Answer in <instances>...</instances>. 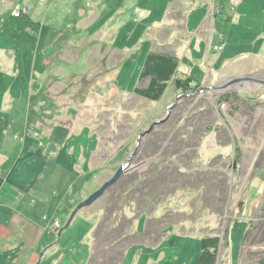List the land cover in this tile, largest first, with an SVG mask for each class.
<instances>
[{
  "label": "rangeland",
  "instance_id": "rangeland-1",
  "mask_svg": "<svg viewBox=\"0 0 264 264\" xmlns=\"http://www.w3.org/2000/svg\"><path fill=\"white\" fill-rule=\"evenodd\" d=\"M214 1L0 0V194L17 167L5 154L29 165L39 152L45 162L72 156L62 195L37 205V227L57 240L37 264L60 247L61 264H197L209 238H219L217 264H264V65L237 59L250 54L258 34L247 27L264 23V10L247 0L216 20ZM227 30L239 42L232 56L221 49ZM196 34L203 48L184 58L176 49ZM149 54L176 56L195 82L181 89L173 76L159 100L136 95L151 83L140 80ZM242 69L235 90L212 88ZM42 167L30 168V184Z\"/></svg>",
  "mask_w": 264,
  "mask_h": 264
},
{
  "label": "crops",
  "instance_id": "crops-1",
  "mask_svg": "<svg viewBox=\"0 0 264 264\" xmlns=\"http://www.w3.org/2000/svg\"><path fill=\"white\" fill-rule=\"evenodd\" d=\"M214 2L219 6V11H221V13L217 15L216 20H218V17L221 16L224 11H236L241 6H245L247 4V0H228V3H225V5L222 4V2H225L224 0H215ZM259 2V5L261 7H258L257 9L259 11H262L264 10V0H259ZM203 18L204 16L198 22L195 21L194 25H191V28L193 29L191 31H193L194 34L196 31H200L201 26L204 22ZM186 22L188 24L187 28L189 29L190 17L188 18V20H186ZM247 28V32H250L252 37L256 32L258 36L254 40L251 38L250 54H241L242 56L237 57V59L244 58V60H246V62L248 63L250 61L255 62L256 59H263L262 63L264 65V23H261L256 27ZM216 29L217 27H215V30ZM218 36L219 35H217L216 38H213V41H215V43L217 44L219 43V41H217L219 38ZM185 37L182 38V42L184 44L181 43L176 51L180 49V52H184V58H187L189 55L190 59L194 60V49L197 48V50L201 52V49L203 48L204 38L201 35L196 34L191 44H186V41L184 40L186 39ZM221 37L223 40L226 38V42L223 43L224 46L222 45L223 48L221 47L222 54L226 56H232L234 53V49L238 47L239 43L236 36V41L233 43L231 42V31L227 30L226 32H222L220 38ZM241 45L243 46V44ZM242 70H239V72L235 75L232 74L231 77L247 76V70ZM191 77L193 78V76ZM41 154V152L37 153L36 157H34L33 160L29 158L30 160H32L31 165H29V161L26 162L27 159H24L23 157L22 161V158H19V154L16 156L14 151L9 153V156L5 154V156L7 157H4L6 158V161H12L8 162V166L10 167L8 169H11L14 165H17V167L15 168L13 173H11L13 170H11V172L9 173L10 179H12L13 177L12 182L10 184L6 183V185L2 186L0 194V264H37L39 261V256L44 251V249L50 245H53L52 243L55 244L57 241L56 237H54L56 231L51 232L50 234L47 233L46 235L43 230V226L37 227V225H39L38 222H40V220H38L37 218L36 213L39 211L37 209V205L46 207L47 204V207H51L50 203L53 204L55 199L54 197L57 196L58 198L62 195V193L64 192V185L67 181V179H65V173L70 176L72 174V168L70 167V165L63 166L61 163L70 161L72 156L66 157L65 154L60 153L55 158L52 157L51 160L49 159L47 160V162H45L46 158L42 160ZM44 156L46 157V155ZM17 159H20L21 161L19 160L18 164H14V161ZM38 162L40 166L44 167L39 169V174L36 175V179L39 180V183H34L33 185V183L30 184V179L32 178L30 174L31 171L29 170L32 167H38ZM1 168L5 171V168H3L2 166ZM60 173H62V180H60L61 178L56 179V176ZM72 178L74 179V177ZM45 184L46 186H44ZM55 184H58L57 188ZM27 190H29L30 192L27 193ZM21 192L24 193L21 195ZM25 193L26 195H24ZM66 200H64V202H66ZM64 202L63 204L66 206V211H64L65 213L64 215L62 214V216L68 217V215H70L73 210V206L69 202V199L67 203ZM16 215L18 216L15 217ZM65 257L66 255L62 247L55 248L52 251H49V255L48 253L44 255V257L42 258V262L43 260H45L44 262H46V264H61L64 261Z\"/></svg>",
  "mask_w": 264,
  "mask_h": 264
},
{
  "label": "trees",
  "instance_id": "trees-1",
  "mask_svg": "<svg viewBox=\"0 0 264 264\" xmlns=\"http://www.w3.org/2000/svg\"><path fill=\"white\" fill-rule=\"evenodd\" d=\"M148 60L144 66V68L140 72V80L145 79V76L151 77V83L148 88H136L135 92L136 95H139L141 97L150 98L151 100H159L160 96L162 95V92L164 91L166 87V82L171 79V77H175L176 85L179 88H190L194 81V78L186 76L185 74H182L181 72L178 73L177 67L179 64V60L175 58L172 55H160V54H149ZM151 63L153 65H159L158 69L152 72L150 68H147V63ZM158 81V83H157ZM161 84H160V83ZM198 88V87H197ZM247 235V234H246ZM246 239V236H245ZM219 238L217 239H205L201 243V255L199 257V260L197 264H217V248L215 246L218 243ZM215 244V245H214ZM264 262V261H263Z\"/></svg>",
  "mask_w": 264,
  "mask_h": 264
},
{
  "label": "water",
  "instance_id": "water-1",
  "mask_svg": "<svg viewBox=\"0 0 264 264\" xmlns=\"http://www.w3.org/2000/svg\"><path fill=\"white\" fill-rule=\"evenodd\" d=\"M251 79H249L248 81H250ZM176 105V104H175ZM173 108V105H171L169 108H168V112H167V115L169 114V112L172 110ZM164 121H156L154 124H162ZM153 129V125L152 127L146 131V132H150L151 130ZM146 132L143 134L145 135ZM142 135V136H143ZM140 142V141H139ZM129 167V164L126 166V168ZM125 170L124 167H121L118 172L116 173V175L108 182H106L98 191H96L94 194H92L83 204H81L78 209H82V208H85V207H88L90 205H92L94 202H96L98 199H100L104 194L105 192L110 188L112 187L113 185H115L117 183V181L120 179V177L122 176L123 174V171ZM75 214V213H74ZM61 236V233H59V238ZM60 240V239H59ZM43 253L40 255L42 257Z\"/></svg>",
  "mask_w": 264,
  "mask_h": 264
},
{
  "label": "bare ground",
  "instance_id": "bare-ground-1",
  "mask_svg": "<svg viewBox=\"0 0 264 264\" xmlns=\"http://www.w3.org/2000/svg\"><path fill=\"white\" fill-rule=\"evenodd\" d=\"M218 13L220 12V11H217ZM173 56V55H172ZM175 58H177L176 56H174ZM178 59V58H177ZM179 60V59H178ZM241 78L242 77H228V78H226L225 79V81H226V84H224V85H222V86H215V85H212V88L214 89V90H216V89H220V88H223V90H235V87H238L239 85H237V83H239L240 81H241ZM248 80V78L247 79H245L244 81H247ZM240 86H244L243 84L242 85H240ZM246 100V99H245ZM250 102V101H249Z\"/></svg>",
  "mask_w": 264,
  "mask_h": 264
},
{
  "label": "flooded vegetation",
  "instance_id": "flooded-vegetation-1",
  "mask_svg": "<svg viewBox=\"0 0 264 264\" xmlns=\"http://www.w3.org/2000/svg\"><path fill=\"white\" fill-rule=\"evenodd\" d=\"M256 82V81H255ZM255 82H252V83H254L253 85H255L256 83ZM261 85V84H260Z\"/></svg>",
  "mask_w": 264,
  "mask_h": 264
}]
</instances>
